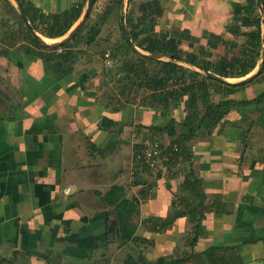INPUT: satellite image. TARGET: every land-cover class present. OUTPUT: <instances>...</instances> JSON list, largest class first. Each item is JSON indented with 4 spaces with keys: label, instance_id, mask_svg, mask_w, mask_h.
Segmentation results:
<instances>
[{
    "label": "crops",
    "instance_id": "1",
    "mask_svg": "<svg viewBox=\"0 0 264 264\" xmlns=\"http://www.w3.org/2000/svg\"><path fill=\"white\" fill-rule=\"evenodd\" d=\"M27 1L51 15L84 0ZM144 1L136 0V5L130 6L132 20L140 17L138 5ZM160 2L163 12L156 21V34L177 39L184 52L199 55L200 48L210 52L209 59L198 56L201 63L225 58L228 63H235L231 73L240 70L236 62L246 64L248 46L242 34L250 29L242 26L240 17L249 15L244 8L237 19L234 17L235 5L242 4V0ZM2 4L0 259L6 261L1 264H63L64 253L72 254L74 247L88 252L105 246L110 217L115 212L106 201L113 202L115 195L111 189L120 187L126 189L125 199L129 194V199L136 198L138 215H132L138 216L134 221L135 237L150 245L152 237L159 234L162 239H176L184 234L190 244L194 229L190 216H203L202 235L197 243L181 251L168 248L163 251L168 255L176 258L202 254L217 247L237 255L244 264L264 259V161L257 160L260 152L239 147L242 130L236 127L238 112H229L211 134H195L185 143L184 158L169 161L168 157L160 171H150L134 161V152L141 150L139 144L144 138L159 139L165 153L174 145L178 147L175 140L186 133L180 125L186 115V97L177 107L163 110L143 106V90L136 96L133 91L128 98L118 94L112 103L108 102L101 89L102 83L110 82L111 72L110 67L103 65L101 54L108 49L109 37L103 41L99 34L89 45L71 42L67 49L71 56L64 61L66 49H61L62 53L46 50L29 38L24 39L25 32L17 29L12 13ZM108 5L106 10L110 6L111 9L107 18L111 20L115 10ZM92 15L93 11L88 22ZM103 26V30L114 29L117 34L115 26ZM236 29L238 33L233 35ZM120 30L118 27V36ZM36 34L46 43L59 40ZM119 43L117 39L114 46ZM262 56L263 45L255 68L244 77L216 76L230 84L247 80L258 71ZM157 59L169 60L164 56ZM175 64L198 74V81L206 76L196 66ZM122 76L116 73L113 78L119 80ZM188 82V78L179 80L174 89L180 90ZM211 85L217 89L210 93L214 103L225 99L249 100L264 89V82L251 83L224 98L225 88ZM171 120L174 123L169 126ZM186 177L200 180L205 194L202 207L206 209L192 208L199 202L181 190ZM185 205L188 209L182 210ZM175 210L185 211L186 215L161 232L150 230L144 223L148 217L164 218ZM174 244L172 241L171 247ZM161 257L165 256L159 255L157 260ZM148 262L154 263L151 259Z\"/></svg>",
    "mask_w": 264,
    "mask_h": 264
},
{
    "label": "trees",
    "instance_id": "2",
    "mask_svg": "<svg viewBox=\"0 0 264 264\" xmlns=\"http://www.w3.org/2000/svg\"><path fill=\"white\" fill-rule=\"evenodd\" d=\"M86 1L87 0L78 2L60 13L51 15L44 14L40 9L34 7L33 4L27 0H18V3L21 5L30 25L36 33H39L47 39H56L65 35L77 22L83 12ZM121 1L122 0H112L111 5H116L117 8L120 9ZM133 1L134 0H127L128 6L125 16L126 29L133 45L141 52L147 53V55L141 54L132 48L126 42L120 30V43L112 47L111 54L108 52L111 61L110 68L113 67L114 75L116 73L123 75L117 82L119 94L122 97H130L133 91L136 96L140 90H143L141 94H146L141 99L143 106L154 107L161 110L167 109L170 106L175 108L182 102L183 98L186 97V100L184 101L186 115L184 121L180 124L186 130V133L184 135L181 134L174 142L178 145V153H174L172 148L167 150V153L171 154L169 156V161H176L178 158H182V156L184 158L185 151L187 150L185 143L191 140L199 131H205L206 134H211V131L231 111H236L240 115V118L238 119L239 124L236 126L240 130H243L241 129L242 124L248 122V127L242 131L243 137H241V139L244 138L246 131L250 130L255 124L264 128V89L256 95V97L249 100L225 99L217 103L212 102L210 94L211 90L217 92V89H215V87L213 89L211 83L223 86L225 91L222 95L224 98H227L237 91L244 89L251 83L264 82V60L259 70L252 77L234 84L211 79L207 76H199L201 81H198V74L188 72V70L175 64V62H184L196 66L202 71L218 75L222 78L244 77L250 73L256 66L262 45L264 44V41L262 40V20L264 14L262 16L260 13L259 8L256 5V0H242V4L236 3L235 5L237 9L234 12V17L237 19L242 13V9L245 8L247 11L246 14L249 16H241L240 22L242 23V26L250 29L245 34H242L245 35L248 50L245 54L244 62H246V64L239 65V63L236 62V67H240V70L237 73H231V69L235 63H228L225 58L214 62L208 61L206 63H201L198 60V56L200 55L203 58L209 59L211 57L210 52L205 51L203 48L198 50L199 55L184 52L179 49L178 46L180 43L177 39L175 40L171 37L167 38L166 34L163 33L156 34L154 32L156 21L163 12L160 0H146L141 2L138 5L140 17L136 20H132L131 17H129L132 13L130 6ZM0 2L3 3L2 7H6L8 11L12 13L15 24H17V29H21L25 32L26 36H23L24 39L29 38L31 42L40 48L52 51L61 49L67 50L68 48H71V42L73 41L76 44L79 43V45H89L90 43L95 42L100 34L103 21L107 19L111 9L110 6L105 11L103 17L99 19V22L95 25L92 24L93 26L88 27L89 29L87 32L83 33L84 27L88 25L87 22L91 17V13L96 3V0H94L83 24L77 29V31L65 42L56 47H50L43 44L39 38L32 36V34L24 27L18 12L8 0H0ZM261 4L264 10V0H261ZM250 8H253L251 12L249 10ZM118 27L121 29L120 25ZM233 32V35L238 33L237 29ZM60 53H62V50ZM105 53L107 52L105 51L101 54L102 60H104ZM151 55L164 56L169 58V60H159L151 57ZM70 56L71 52L67 50L63 60L67 61ZM187 78L189 79V82L184 88L180 90L174 89V87H178L177 81L182 79L186 81ZM168 84L172 87L168 88ZM127 95L129 96L127 97ZM247 112H254L253 114L257 116L250 118L248 117ZM173 123L174 121L171 120L169 126ZM153 129L157 128L153 127ZM241 149L245 151L243 146H241ZM258 155L260 156H258L257 160L263 163L264 154ZM201 186L200 180L193 177L184 178L180 186L182 191H185L190 197H193V199L198 200L199 203L195 205V207H192L194 209H206L202 207L205 194ZM113 202H115L113 205L115 206V221L118 224L117 237L120 240V245L127 246L129 245V242L146 241L143 238L135 237L136 225L133 221L135 216H128L124 222L120 221V219L118 221L120 210H123L124 207L128 210V213H131V215L136 213V211L138 212L136 198L130 200L124 198L117 202L114 200ZM116 203H118V206ZM187 207L188 205H185L182 210ZM182 210H175L171 215L164 218L157 216L148 217L144 220V223L150 225L154 232H161L172 226L176 219L186 215L185 211ZM191 212L192 211L190 210L189 213L191 214ZM196 213L198 215V212ZM202 218L203 216L199 215L195 216L192 214L190 216L189 222L192 223L194 228L190 240L192 246L197 243L198 238L202 235ZM170 257L169 260L165 257H161L156 262L149 263L144 257H135L129 252L127 258L123 260L122 264H187L189 262H193L194 264H244L237 255L231 254L229 251L217 247H211L202 254L195 253L186 256L182 255L176 258L172 256ZM3 261L6 260L0 259V264ZM259 263L264 264V259L259 260Z\"/></svg>",
    "mask_w": 264,
    "mask_h": 264
},
{
    "label": "rangeland",
    "instance_id": "3",
    "mask_svg": "<svg viewBox=\"0 0 264 264\" xmlns=\"http://www.w3.org/2000/svg\"><path fill=\"white\" fill-rule=\"evenodd\" d=\"M108 4L111 5L112 0H96L95 7L93 9V15H92L93 18L90 19L91 24L95 25L97 22H99V19L103 17ZM135 5H136V0L133 1V3L131 4V7L133 8V6ZM127 6L128 5L126 3V10H127ZM113 10H115V13H113L111 20L107 18L105 21H103V24H104L103 27L109 26L108 28H111V26L112 27L115 26L117 30V34L114 33V29L110 31L109 29L103 30V28H101L100 30V35L102 36V38H104L103 41H106V39H108L107 37H109L110 44L106 45V49L108 48L106 52H109L110 54L112 53L111 49L114 46V43L116 42V40L121 39L120 34L118 36V26L120 24H118V21H117L120 17L119 9L117 8L116 5H113ZM90 22H87L88 25L84 27L83 32H87V30L89 29L88 27L90 25ZM52 43L53 42H50L49 44H52ZM99 45H101V43H99ZM109 69H110L109 72H111V79H109L110 82L109 83L107 82V84L105 82L104 85L102 83L101 90L103 92L104 98H106L108 102L112 103L114 100V97L119 94V89H118L119 87L117 83L118 78L116 77L113 78V75H114V71H112L114 70L113 67ZM253 113L254 112H248L249 117L251 116L252 118H254L255 116H257V115H254ZM247 123L245 124L246 126H247ZM243 125L244 124H242V127ZM244 129H245V126L243 127V130ZM240 137H243V136H240ZM238 145L240 148L241 146H243L245 150L250 148L252 152H256V153L260 152V154H263L264 153V128H262L261 126H258V124L253 125L250 130L246 131L244 138L238 141ZM111 190L115 195V198L114 197L112 198L113 200H116V202L119 201L120 199L125 198L126 189H124V187L114 188ZM129 195H128V200H130ZM110 198L111 196L109 195L107 199H110ZM106 203L112 204V207L115 209V206L113 205L115 202H110L109 200H107ZM116 205L118 206V203H116ZM135 214L138 215V212L136 211ZM128 216H132V215L131 213H128V210L125 209L124 207L123 210H120L118 221L120 219V221L124 222L126 221V218ZM110 218H111V221H110L111 224L108 227V233L109 232L110 233L108 234V240L104 242L106 244L105 246L100 245V247L98 248L94 247L93 249L88 250V252L87 251L84 252V250L83 249L81 250L80 248H77L76 250V247H74V249L71 251L72 254L64 253V256H63L64 258L62 259L63 264H122L123 258L127 256L129 252H131L135 257L142 256L146 258L147 261L148 259H151L153 260V262H156L157 257H159V255L165 256V258L169 260L170 255H168L166 252H163L167 250L168 248H171V249L173 248L177 251L178 250L181 251L182 249H190L192 247V245L187 242V240H189L187 238L189 237L187 236L186 238L184 234L182 236H178L176 239L170 238V237H166V239L165 238L162 239V237H160V234H159V235L152 237V241L156 243L155 246L153 245L154 244L153 242L150 245L147 241H142V242L137 241L138 243L129 242V245L131 247L129 246L128 248H126L120 245V240L117 237L118 224L115 221V212H114V216H111ZM137 219H138V216H135L133 218V221H136ZM148 228L151 230L150 225H148ZM172 241L175 242L174 247H171ZM139 252L141 253L143 252L144 255L146 254L148 255L147 257H145L143 255H140ZM257 260H259V258Z\"/></svg>",
    "mask_w": 264,
    "mask_h": 264
},
{
    "label": "water",
    "instance_id": "4",
    "mask_svg": "<svg viewBox=\"0 0 264 264\" xmlns=\"http://www.w3.org/2000/svg\"><path fill=\"white\" fill-rule=\"evenodd\" d=\"M11 5L15 8V10L18 12L22 22H23V25L24 27L32 34V36L34 37H37L41 40V42L47 46H50V47H56L58 46L59 44L65 42L66 40H68L76 31L77 29L83 24L85 18H86V15L89 13L91 7H92V4H93V1L94 0H87L86 1V4L84 6V9H83V12L80 16V18L77 20V22L75 23V25L73 26V28L68 32L66 33L65 35H63L62 37L59 38V40L53 42L52 44H49V43H46L42 40V38H40V36H38L33 27L30 25L29 21H28V18L27 16L25 15L21 5L18 3V0H8ZM126 3H127V0H122L121 1V5H120V17H119V24H120V27H121V31H122V35L124 36L126 42L132 47L134 48L135 50L136 47L133 45L132 41L130 40V37L128 35V31L126 29V25H125V15H126ZM256 5L257 7L259 8V11L260 13L264 14V10L262 8V4H261V0H256ZM262 27H263V35H262V40L264 41V16H263V20H262ZM138 51V50H137ZM139 52V51H138ZM141 53V52H139ZM142 54V53H141ZM151 57H154V58H159L161 56H158V55H151ZM263 60H264V44H263V56H262V59H261V62L260 64L258 65V70L260 68V66L262 65L263 63ZM205 73V75L208 77V78H211V79H215V80H222L220 79L218 76L212 74V73H209V72H206V71H203ZM114 222V221H113ZM115 223V222H114ZM248 264H259V262L257 261H254V262H251V263H248Z\"/></svg>",
    "mask_w": 264,
    "mask_h": 264
},
{
    "label": "built area",
    "instance_id": "5",
    "mask_svg": "<svg viewBox=\"0 0 264 264\" xmlns=\"http://www.w3.org/2000/svg\"><path fill=\"white\" fill-rule=\"evenodd\" d=\"M59 53L61 50L58 51ZM104 65L106 67L111 66L109 53L104 54ZM140 151L134 152V161L146 166L150 171H160L163 161H167L171 154L165 153L162 148V143L159 139L144 138L143 142L139 144ZM172 151L178 153L179 149L176 145L172 146ZM164 152V153H163ZM168 154V155H167ZM164 156L165 158H162Z\"/></svg>",
    "mask_w": 264,
    "mask_h": 264
}]
</instances>
